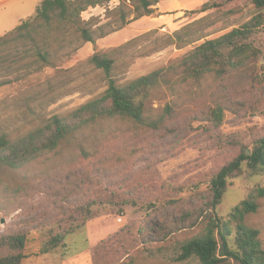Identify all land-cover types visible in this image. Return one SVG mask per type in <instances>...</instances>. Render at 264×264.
<instances>
[{
  "label": "rangeland",
  "instance_id": "374dc122",
  "mask_svg": "<svg viewBox=\"0 0 264 264\" xmlns=\"http://www.w3.org/2000/svg\"><path fill=\"white\" fill-rule=\"evenodd\" d=\"M39 1L1 3L0 36L33 16ZM203 1H192L189 6L193 8L183 9L166 28L160 26L131 38H110L101 48L96 41L89 48L84 43L69 56L60 52L54 59L58 69H32L24 78L0 88V128L16 134L52 115L65 114L105 90L108 79L102 70L86 63L95 51L109 53L114 65L111 78L121 84L169 64L204 40L248 21L259 23L247 42L258 49L260 59L219 82L208 79L200 87L191 86V98L186 96L189 89H183L185 96L177 100L183 111L165 128L139 138L127 130L113 138L119 122L101 123L89 131L91 142L103 130L104 155L124 148L140 149L139 156L128 164L100 172L102 165L97 160L73 164L78 158L75 144H70L63 156L57 161L53 157L48 165L0 171V234L18 227L29 230L27 257L21 264H198L195 258L178 260V255L181 245L201 227L197 218L211 199V176L237 153L225 139L247 142L264 135V7L256 8L248 0H205L219 6L199 11ZM117 4L118 0H111L108 7ZM105 8L95 10L99 23H116ZM82 17L88 19L86 13ZM185 27L196 32L181 47L158 45ZM170 101H176V94L164 88L154 90L150 99L155 108ZM215 104L222 106L225 116L218 128L211 125L207 114ZM65 164L72 173L62 170ZM66 178L79 188L71 191ZM256 186H264V168L243 167L228 180L215 213L224 218ZM118 193L128 202L117 206L104 202L107 195L117 199ZM86 202L90 217L84 226L67 234L59 247L41 254L49 226L64 221L72 206ZM247 223L259 231L264 248V197Z\"/></svg>",
  "mask_w": 264,
  "mask_h": 264
},
{
  "label": "trees",
  "instance_id": "16d2710c",
  "mask_svg": "<svg viewBox=\"0 0 264 264\" xmlns=\"http://www.w3.org/2000/svg\"><path fill=\"white\" fill-rule=\"evenodd\" d=\"M110 1L42 0L33 16L0 36V88L24 78L32 69L39 71L45 66L57 68L54 59L60 52L69 56L84 43L94 44L97 39L123 28L131 21L150 15L152 6L160 0H118L116 6L109 8ZM248 1L256 8L264 7V0ZM105 6V12H110V19L116 23L112 24L110 20L99 23V15H91L88 19L82 17V13L90 8ZM218 6L215 2L209 4L205 1L199 11ZM258 24L257 20L248 21L215 38L204 40L169 64L121 84L111 78L114 65L109 53L95 51L88 56L86 63L102 70L108 79L105 90L65 114L52 115L22 132L12 134L0 128V171H21L41 163L48 165L53 157L57 161L63 156L64 149L70 144H75L78 158L73 164L97 160L102 165L99 172L128 164L139 156L140 149L124 148L104 155L101 144L105 141L104 135H101L103 130L100 129L91 142L88 141L89 131L101 123L119 122L121 124L116 126L113 138L127 134L124 130L133 131L135 138H139L145 132L165 128L183 111L177 101L185 96L181 92L183 89H189L186 96L191 98V86L200 87L208 79L219 82L230 72L245 71V67L256 60L258 49L247 41ZM195 32V29L185 27L158 45L179 46ZM160 88L175 93L176 101H170L160 108L153 107L151 96L154 90ZM237 104L245 103L237 101ZM223 110L219 104L210 107L207 114L212 126L218 128L223 124ZM124 124L130 126L123 128ZM225 141L231 148L236 147L237 153L211 176V199L205 203V208H201L197 218L201 227L181 245L178 260L195 258L198 264H264V248L259 231L247 223L248 216L258 210L259 200L264 197V186L251 189L224 218L215 213V206L225 192L229 179L239 175L243 167L250 170L264 168V135L253 136L247 142L237 139ZM62 170H67L66 164ZM67 171L72 173V169ZM68 181L71 191L79 188L73 180ZM16 190H21L20 186ZM119 196L120 193L116 194L117 199H114L107 195L104 202L114 206L128 202ZM89 217V203L72 206V213L64 221H55L49 226L47 239L39 252L45 254L62 245L64 237L83 227ZM28 231L18 227L0 234V264L22 263L27 257Z\"/></svg>",
  "mask_w": 264,
  "mask_h": 264
},
{
  "label": "crops",
  "instance_id": "0c3cea01",
  "mask_svg": "<svg viewBox=\"0 0 264 264\" xmlns=\"http://www.w3.org/2000/svg\"><path fill=\"white\" fill-rule=\"evenodd\" d=\"M5 0H0V4ZM39 1V0H38ZM40 0L38 4L41 2ZM194 0H160L155 5L152 6L153 12L150 15L142 16L141 18L131 21L129 24L124 26L123 28L108 34L103 38H99L96 40V46L104 47L103 43L110 38H131L137 36L143 32H146L150 29L162 27L166 28L169 24L173 23V20L179 17L178 13H180L185 8H193V6H189L190 3ZM201 2L202 0H198ZM32 3H36V0H31ZM205 0L203 1V3ZM37 4V6H38ZM202 4V3H201ZM200 4V5H201ZM36 6V7H37ZM197 7V6H196ZM98 7L90 8L82 13L87 14V18L91 15L95 14V10ZM36 9V8H35ZM91 11V13H90ZM176 12V15L174 14ZM119 36V37H117ZM93 46L92 43L86 42L84 47L89 48Z\"/></svg>",
  "mask_w": 264,
  "mask_h": 264
}]
</instances>
